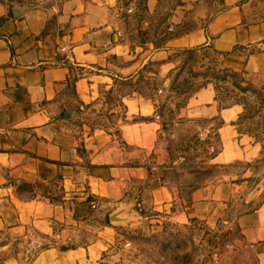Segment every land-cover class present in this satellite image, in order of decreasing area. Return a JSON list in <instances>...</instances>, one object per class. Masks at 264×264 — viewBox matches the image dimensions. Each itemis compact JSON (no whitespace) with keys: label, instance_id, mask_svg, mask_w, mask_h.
I'll return each instance as SVG.
<instances>
[{"label":"crops","instance_id":"obj_1","mask_svg":"<svg viewBox=\"0 0 264 264\" xmlns=\"http://www.w3.org/2000/svg\"><path fill=\"white\" fill-rule=\"evenodd\" d=\"M252 1L225 0L226 9L206 28L156 50L151 43L121 38L112 16L118 0H0L3 264H104V253L114 246L116 233L110 216L133 206L128 202L133 184L148 177L147 165L133 164L137 161L133 148L159 153L161 125L133 122L134 116H152L154 105L138 95L125 97L124 106L115 109H124L127 121L120 123L122 141L129 148L124 151L114 134L92 128L88 112L105 111L103 94L114 88V79L134 77L149 61L166 62L161 67L164 76L175 67L167 63L168 57L180 48L210 47L228 54L225 65L264 90V18L253 19ZM148 8L154 13L158 1L149 0ZM187 9L177 7L171 22L183 23ZM72 76H78L75 86L70 85ZM215 96L213 85H208L188 100L178 116L221 117L225 122L218 131L221 151L211 164L259 165L246 168L242 176L256 179L246 199L254 203L264 191V163H258L263 146L232 125L243 107L220 112ZM140 126L151 132L138 134ZM226 186L224 182L196 188L184 218L207 219L217 212L224 205ZM160 191L170 197L165 187ZM239 226L248 243L263 241L264 203L240 217ZM92 229V238L79 243L78 234Z\"/></svg>","mask_w":264,"mask_h":264},{"label":"rangeland","instance_id":"obj_2","mask_svg":"<svg viewBox=\"0 0 264 264\" xmlns=\"http://www.w3.org/2000/svg\"><path fill=\"white\" fill-rule=\"evenodd\" d=\"M178 1L160 0L161 13L167 14L172 8H176ZM184 5L188 7L185 10L184 23L194 30L206 28L218 13L226 9L225 0H188ZM251 6L254 20L259 21L264 18V0H253ZM128 11L130 17L126 19V8L122 4H117L112 12L113 22L121 38L134 42L137 41L135 38L138 23L131 10ZM158 19L157 17L155 24ZM175 53L176 51H172L170 55ZM200 64H194V69L200 70ZM185 72H188V68ZM165 84L168 86L169 82ZM165 97V95L158 97L156 103L162 104ZM177 102L179 101L176 99L172 100V106ZM151 103L153 104L152 101ZM108 110V105L106 110L100 113H95L94 109L88 112V118L90 123L95 120L106 124L107 131L116 136V125L120 126L123 122L124 109L116 110L117 116L113 119L106 116ZM163 116L168 121V112H164ZM141 118L134 116L132 121L141 122ZM146 118L157 124L161 121L155 113ZM132 121L130 120L129 123ZM126 122L125 120L124 123ZM263 124L264 114L246 121L243 127L256 128L264 126ZM214 126L215 123H193L181 126L175 122V125L168 130L158 132L156 150L159 153L155 154L154 151L142 147L133 148V156L137 157V161L133 160V164H145L151 167L152 172L144 182L133 184L134 190L128 198V202L132 201L133 206L121 209L124 210L121 218L125 219V222L111 224L112 227L117 228V231L114 246L107 251L104 264H264V240L250 244L244 238L242 231L236 228V225H239V218L247 210L255 208L264 201L263 191L251 207L243 205L248 204L246 199L254 185L252 182H247V179H242L249 164L236 162L216 168L210 174L203 173L209 165L203 166L201 163L207 161L209 152L211 153L216 147V143L213 138L212 145L207 151L205 147L196 143L195 138L197 134L205 137L208 130ZM137 129L138 134L142 136L151 132L143 126ZM116 137L124 151H129L121 135ZM181 144H186V151H181ZM182 156L186 158L184 167L181 166L184 162ZM170 157L173 158L176 169L164 168L171 166ZM263 161L264 152L258 163H264ZM254 166L259 168V165H251L252 168ZM224 182L227 185L224 191L225 201L217 212L207 219L184 218L185 208L190 204L191 194L195 190L192 189L193 186L196 188L218 186ZM161 187L168 190L170 197L166 191L163 195L164 192L160 191ZM96 220L98 223V217ZM120 230L128 232L129 235L120 236L116 241L118 233H122ZM93 232L92 229L91 233L78 234V242H87L92 238ZM0 264H3L2 261Z\"/></svg>","mask_w":264,"mask_h":264},{"label":"trees","instance_id":"obj_3","mask_svg":"<svg viewBox=\"0 0 264 264\" xmlns=\"http://www.w3.org/2000/svg\"><path fill=\"white\" fill-rule=\"evenodd\" d=\"M149 0H118V4H122L126 8L125 18H129L130 14L128 10H131L133 17L136 18L138 28L136 30V40L138 44H153L156 50L166 49L168 43L174 39L186 36L194 31L190 29L187 23L174 24L171 22L173 12L177 7L183 6V0L177 2V7L172 8L167 14L161 13V2L158 1V8L154 13H151L148 8ZM158 22L155 24V20ZM175 54L168 57L167 63H174L175 67L170 69L167 74L163 76L162 65L166 62L149 61L142 70H140L132 78H115L114 88L104 92L105 103L109 106V110L106 116L113 119L117 115L115 109L118 106L123 105V99L128 96L138 95L146 100L152 101L155 109V114L161 121V130L166 131L169 127L175 125V122L181 126L198 123V124H210L215 123L213 128H210L205 139H202L199 134L196 135V143L207 149L212 145L211 140L214 138L216 147L212 152H209L207 161L201 163V165H209L203 172L204 174H210L214 169L221 167L220 165L211 164L221 151V139L218 131L222 128L225 122L220 116L212 119H185L178 116V112L186 107L188 100L199 92L201 89L206 88L212 84L215 91V100L218 103V109L221 112L224 109L232 106H242L243 112L239 115V118L232 125L236 126L238 132L253 136L258 143L263 146L264 152V126L256 128L246 127L243 125L246 121L252 120L254 117H258L264 114V90L258 89L248 82L242 72H238L233 68L225 65L223 58L228 54L218 52L210 47H196V48H180L174 50ZM203 61H206L203 63ZM201 63L200 70L194 69V64ZM188 68V72H185ZM73 73L74 68L70 66ZM78 81V76H72L70 85L75 86ZM169 85L166 86V82ZM166 96L162 104H157V98ZM178 100L174 106H172V100ZM89 107V106H87ZM168 112V121L164 118L163 113ZM126 117H122V121L125 122ZM142 121H148V118H141ZM92 128L98 127L108 130L106 124L100 121H93L90 123ZM116 125V124H115ZM264 125V124H263ZM121 135L120 126L116 125V136ZM181 151L187 150L186 144H181ZM208 151V150H207ZM262 152V154H263ZM181 158H184L183 156ZM171 166H164L167 169H176L173 165V158ZM264 162V161H263ZM186 158L182 162V167L185 166ZM247 167H251L249 164ZM148 174H151V167H147ZM247 182H256V179L249 178ZM196 189L193 186L192 189ZM264 201L260 202L255 208L247 210L243 215L251 214L255 212ZM252 203L243 204L246 207H251ZM226 213V212H225ZM242 215V214H240ZM109 224V217L107 219ZM238 230H241L240 226L236 225ZM116 231L117 228L115 227ZM242 231V230H241ZM122 233H118L116 241L120 236L129 235L128 232L120 230ZM68 248V247H64ZM107 253H104V257Z\"/></svg>","mask_w":264,"mask_h":264},{"label":"water","instance_id":"obj_4","mask_svg":"<svg viewBox=\"0 0 264 264\" xmlns=\"http://www.w3.org/2000/svg\"><path fill=\"white\" fill-rule=\"evenodd\" d=\"M67 117H69V114H66ZM124 213V210H120L117 213H114L110 216V222L111 224L115 225L117 223L125 222V219L121 218L122 214Z\"/></svg>","mask_w":264,"mask_h":264}]
</instances>
